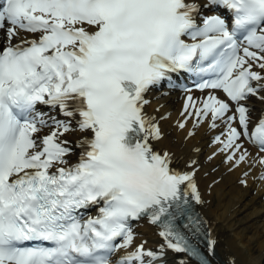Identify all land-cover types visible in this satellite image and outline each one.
I'll use <instances>...</instances> for the list:
<instances>
[{"label": "snow or ice", "instance_id": "1", "mask_svg": "<svg viewBox=\"0 0 264 264\" xmlns=\"http://www.w3.org/2000/svg\"><path fill=\"white\" fill-rule=\"evenodd\" d=\"M218 7L230 22L212 14L198 26ZM0 33V264H164L165 248L211 264L182 231L204 223L192 210L203 203L195 169H173L154 148L163 133L145 93L170 72L208 76L197 87L222 90L238 116L214 95L188 114L225 118L222 151L240 149L243 136L264 152V116L249 132L242 103L264 100V0H2ZM76 148L79 162L67 167ZM92 205L99 215L82 220ZM144 217L160 229L157 251L135 244L130 221Z\"/></svg>", "mask_w": 264, "mask_h": 264}, {"label": "bare ground", "instance_id": "2", "mask_svg": "<svg viewBox=\"0 0 264 264\" xmlns=\"http://www.w3.org/2000/svg\"><path fill=\"white\" fill-rule=\"evenodd\" d=\"M2 38L3 34L0 33V39ZM209 95L227 102L213 91L182 93L178 90H160L146 93L148 103L144 111L155 117L163 133V139L154 142V148L161 152L168 151L172 155L173 166L187 171L195 169L194 179L203 201L196 209L205 221L209 238L216 241L215 263L264 264V164L260 163L264 154L254 152L241 139L237 141L241 145L240 149L221 150L223 143H217L215 139L219 136L221 141L226 140L228 124L225 118L213 121L210 113L201 117L188 114L195 113L196 107L202 109L203 102ZM188 97L192 98L195 107H189L185 112ZM249 102V120L254 122L253 113L261 109L264 100L253 97ZM39 109L56 116L54 109ZM226 115H232V111ZM181 122L185 124L183 129L178 127ZM213 123L215 127H212ZM231 124L236 127L233 121ZM189 131L193 132L192 136L188 135ZM45 134L47 130L40 135ZM80 138L81 134L78 132L69 137L73 144ZM242 152H247L248 155L245 160L236 164L235 161ZM77 154L75 149L68 157V165L75 161ZM233 154V160L228 161L227 157ZM192 161L196 163L192 165ZM137 224L139 229L138 233H134L135 244H144L146 249L157 251L164 244L157 230L145 221ZM131 250H134V246L118 250L112 256L118 257ZM165 252L164 264H180L181 260H185L184 256L166 248Z\"/></svg>", "mask_w": 264, "mask_h": 264}, {"label": "rangeland", "instance_id": "3", "mask_svg": "<svg viewBox=\"0 0 264 264\" xmlns=\"http://www.w3.org/2000/svg\"><path fill=\"white\" fill-rule=\"evenodd\" d=\"M134 232H137V228L133 229Z\"/></svg>", "mask_w": 264, "mask_h": 264}]
</instances>
